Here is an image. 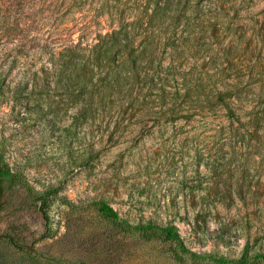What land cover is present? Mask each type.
<instances>
[{
	"label": "rangeland",
	"instance_id": "1",
	"mask_svg": "<svg viewBox=\"0 0 264 264\" xmlns=\"http://www.w3.org/2000/svg\"><path fill=\"white\" fill-rule=\"evenodd\" d=\"M137 2L146 1L0 0V146L27 185L49 195L42 209L25 185H4L0 264H239L241 256L264 264L255 256L264 253V0H206L159 32L164 49L184 50L170 61H183L188 76L216 52L234 59L227 74L239 121L203 104L163 126L170 100L142 110L123 103L121 114L117 102L64 134L77 109L53 82L52 57L91 43ZM88 144L87 165L71 158ZM98 200L129 224L174 226L181 247L117 227Z\"/></svg>",
	"mask_w": 264,
	"mask_h": 264
},
{
	"label": "trees",
	"instance_id": "2",
	"mask_svg": "<svg viewBox=\"0 0 264 264\" xmlns=\"http://www.w3.org/2000/svg\"><path fill=\"white\" fill-rule=\"evenodd\" d=\"M74 1L84 3L88 0ZM145 1L143 4L134 3L127 15L122 11L119 17L115 16V27L97 34L91 43H71L52 57L53 82L60 94L65 96L67 107L77 109V113L71 115V124L64 127L65 136H75L74 129L78 125H92L117 102L118 114H121L127 108H123V103L142 110L154 108L156 105L153 102L159 99L170 100L171 104L163 108L160 116L163 119L159 124L163 126L173 120L171 116L174 113L186 112L184 106H192L189 110L196 111L203 104H206L205 108L207 106L213 110L221 108L228 119L239 121L233 107L239 89L231 87L227 74L234 59H225L229 55L216 52L210 58L211 65L200 66L198 73L188 76L181 69L183 61L177 65L170 61V56L176 51H167L160 41L159 32L168 18L173 23L189 21L188 11L196 14L202 12L207 7L206 0ZM212 36H216V33L213 32ZM163 52L169 61L159 56ZM176 53L185 57L184 50ZM206 88L208 92H205ZM113 135L111 130L108 138L111 140ZM94 155L92 144H88L80 158L70 157L87 165ZM15 182L25 185L40 202V208H45L49 195L27 185L22 173L10 167L0 146V193L4 185ZM94 204L101 215L117 227L132 228L151 236L159 235L181 247L178 231L172 225L160 226L151 222L132 225L122 220L104 201L98 200ZM41 212L46 220V213ZM255 256L264 258V253ZM226 260L223 258L220 262L225 263ZM247 260L241 256L236 261L246 264Z\"/></svg>",
	"mask_w": 264,
	"mask_h": 264
}]
</instances>
